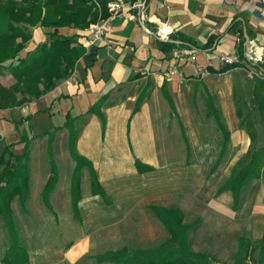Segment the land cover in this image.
<instances>
[{
  "label": "crops",
  "instance_id": "1",
  "mask_svg": "<svg viewBox=\"0 0 264 264\" xmlns=\"http://www.w3.org/2000/svg\"><path fill=\"white\" fill-rule=\"evenodd\" d=\"M120 1L124 12L111 16L110 30L95 45L87 44L89 27L60 29L61 34L77 36L85 51L75 65L73 77L58 81L48 93L56 89L58 103L64 104L65 118L69 113L81 125L77 149L93 164L103 192L92 190L89 170H84L88 181H81L76 215L70 183L71 209L82 224L77 238L67 246L62 262L91 264L95 260L97 264H121L108 261L105 255L121 250L132 255L161 246L171 236L155 211L163 207L184 214L194 251L206 252L222 264H232L238 245L235 249L234 238L243 237L248 225L254 233L248 239L259 240L264 235V205L256 187L251 184L242 193L238 205L230 191L217 193L231 174L222 178V171L218 170L227 154L218 172L211 173L218 152L208 172V176H214L212 182L216 187L199 189L200 169L197 176L192 173L209 162V156L200 151L193 139L188 141L187 150H197L194 159L175 161L166 156L163 152L169 140L159 146L157 135L162 138L166 132L158 130L156 120L164 116L167 108L183 117L173 91L182 82L183 72L194 81L198 72L194 63L181 67L183 58L189 59V55L178 58L179 51L186 50L195 55L196 61L189 59L191 62L208 70L201 83L205 94L211 93L218 101V117L210 114L218 126L220 119L229 130V150L246 147L235 163L248 151L251 138L240 128L233 80L238 69L247 71L246 64L242 61L239 66L220 71L230 65L220 58L227 55L241 60L242 51L245 60L246 32L250 40L259 42L254 48L264 56V0H146L143 20L139 9ZM161 25L172 27L168 39L157 37L156 30ZM31 28L35 30L31 42L38 38L37 43L45 42V33L49 36L52 30L42 26ZM183 37L197 47L184 44ZM179 59L183 61L179 63L178 73L171 79L165 78V71ZM21 107L27 109L25 105ZM28 113L29 110L24 115ZM166 123L163 121L160 126L166 129ZM186 124L182 128L185 126L190 132V125ZM62 133L69 136L67 127L57 132ZM138 163L147 169L139 170ZM194 183L196 188L192 187ZM239 230L243 234L239 235ZM32 261L31 257L30 264Z\"/></svg>",
  "mask_w": 264,
  "mask_h": 264
},
{
  "label": "trees",
  "instance_id": "2",
  "mask_svg": "<svg viewBox=\"0 0 264 264\" xmlns=\"http://www.w3.org/2000/svg\"><path fill=\"white\" fill-rule=\"evenodd\" d=\"M111 0H0V76L11 75L12 82L5 85L0 82V109H13L32 102L35 99L53 90L58 81L70 78L74 73L75 65L84 54V47L78 42L75 35L68 36L60 33L63 27L86 29L91 23L109 17L108 3ZM133 3L136 0H125ZM36 26L50 27L49 41L40 44L35 50L21 57V52L33 38L32 28ZM184 44L197 47L189 38L183 37ZM162 43V41H161ZM242 50V49H240ZM241 51V60H242ZM241 63L226 65L220 69L224 71ZM264 69V65H260ZM210 72L212 71L209 70ZM214 71V70H213ZM251 95L249 103L242 92L241 85L234 87V98L241 127L245 128L251 138L248 151L232 167L230 176L219 188L217 193L230 191L238 205L244 191H247L252 182L264 176V132L261 145H257L258 133L253 113L254 107L259 114V121L264 129V79L252 77ZM142 99L139 100L141 102ZM205 102L209 112L216 114V97L207 92ZM103 118V116H102ZM104 120V118H103ZM220 130L224 139L220 145L219 156L215 161L211 173L219 168L220 162L229 152V130L225 123L220 122ZM65 127L69 130L70 154L76 162L73 173L72 209L78 214V201L82 177V160L89 163V174L92 190L103 193L99 184L96 170L92 163L81 155L76 147L78 130L75 128L71 114L66 115ZM48 135V154L51 175L43 189L45 206L52 209L50 195L59 180V171L53 157L52 132ZM25 152L14 155L8 146H4L0 155V217L8 227L11 248L6 256L14 253L13 234L15 219L12 202L18 199L25 210L30 193V157L28 136H23ZM29 142V143H28ZM139 170L147 169L138 163ZM151 169V167H148ZM157 216L168 228L171 236L161 246L146 251H138L132 255L126 250L115 254H107L108 261H118L124 264H214L207 253L195 252L188 239L190 226L184 222V214L175 209L157 207ZM5 259V258H4ZM251 260L253 264H264V235L253 243L243 236L239 239L238 250L233 264H246Z\"/></svg>",
  "mask_w": 264,
  "mask_h": 264
},
{
  "label": "rangeland",
  "instance_id": "3",
  "mask_svg": "<svg viewBox=\"0 0 264 264\" xmlns=\"http://www.w3.org/2000/svg\"><path fill=\"white\" fill-rule=\"evenodd\" d=\"M31 31L33 33L35 30L32 29ZM45 34V41H49L48 33ZM37 41L38 38L32 42L30 41L28 46L21 52L20 56H27L28 52L35 50L42 44L41 42L37 43ZM201 57L202 56H199V59H201ZM183 59L184 61L179 59L176 63L177 70L188 63H194L197 66V62H191L187 58ZM199 59H197L198 62ZM182 61L184 63L180 67L179 63ZM233 63L235 62L229 64ZM260 65L261 64L255 66L264 71ZM204 69L206 76L208 70L206 68ZM6 74V76H0V82L9 85L12 82V77L7 71ZM182 74V82L178 83L177 89L173 91V97L178 100L183 117H180L178 113L167 108L164 116H160L156 120L158 123V130H164L166 134L163 133L164 137L162 138H160L158 134L157 139L159 141V146L160 143H163L164 146V141L169 140L168 144L165 145L167 149H165L164 152L162 151L166 156L168 155V157L175 158V161H183L186 159L187 162L195 157V153L197 154V150L194 151L193 149L188 152V141L193 139L195 143L198 142L200 151L207 157L209 156L210 161L205 164L203 163L200 167L198 166L192 175L194 177L197 176L198 169H200L199 173L201 176L199 177L198 188L203 190L213 189V187H216V184L212 182L214 176H208V172L220 150L224 135L214 120V116L210 114L211 112H209L205 102V88L201 83V80L205 76L198 71L197 76L193 77L197 79V81H194L192 80V76L185 75L184 72ZM233 80L234 84L241 85L242 92H244L247 101L250 103L252 99V84H250V81H252V78L249 76V73L245 69H238L233 73ZM57 96L58 92L55 89L54 92L52 91L44 97H40L25 104L27 109L22 107L14 110L0 109V155L4 146H8L10 152L14 155L24 154L25 144L27 142L23 141V136H28L30 142L28 154L31 168L30 193L25 210L20 206L18 199L12 202L16 232L13 234L14 253L7 256L6 252L11 248L10 235L5 221L0 217V264H30L31 257L33 264H63V256L67 246L71 244V241L77 238L80 232L82 222L74 216L69 197V186L70 183L71 185L73 184V173L76 162L70 154L68 134H57L58 130L65 127L63 124L66 121L64 104L63 102L58 103ZM216 106L219 109L218 101L216 102ZM28 110L29 113L24 115ZM51 110L54 112L51 113ZM250 111L253 113V118L256 122L255 129L258 133L257 145L259 146L262 143L264 129L259 121L257 110L251 107ZM163 121L167 122L166 129L160 126ZM186 123L190 125V132L187 131L185 126L182 128ZM74 125L77 130L81 128V125L77 122H74ZM240 128L246 131L245 128ZM45 130H50L54 134L52 158L55 160L59 171V180L50 195V203L54 210L45 207L42 194L45 182L48 180L49 175H51L49 154L47 151L48 135L43 133ZM245 148L246 147L239 149L230 148L225 162L218 169L222 171V178H225V176L231 173L233 164L240 155L245 152ZM80 165L83 167L81 181L83 179L85 183L88 181V174L87 172L84 174L83 171L86 169L89 170V163L82 160ZM187 176L190 177L191 174L188 172ZM252 184L256 187L257 196L263 201L264 205V176L262 179L254 180ZM189 187L190 185H188V188ZM192 187L196 188L195 183ZM249 227L248 225V228ZM248 228L247 232L244 231L245 235H243L247 238L251 236L252 233ZM241 234L243 233L239 230V235ZM237 238L238 237L234 238L235 249L236 245L239 243V239ZM251 241L255 243L257 240L251 239ZM154 248L156 247H152L151 249ZM97 252L100 251L98 250ZM217 261L220 264L223 263L218 259ZM217 261H214L211 257V262L218 264ZM91 264H97V262L93 260ZM246 264L253 263L249 260Z\"/></svg>",
  "mask_w": 264,
  "mask_h": 264
},
{
  "label": "built area",
  "instance_id": "4",
  "mask_svg": "<svg viewBox=\"0 0 264 264\" xmlns=\"http://www.w3.org/2000/svg\"><path fill=\"white\" fill-rule=\"evenodd\" d=\"M132 6L135 9H139V17L141 20L145 19V8H146V0H136L132 3ZM108 10L110 13V16L107 18L100 19L99 21L91 24L88 28V39L87 44L88 45H95L99 41L103 39V37L106 35V33L110 30V18L111 16H116L124 12L125 7L122 1L120 0H112L108 3ZM173 32V29L171 26L168 25H161L156 30V35L160 39H168L170 34ZM252 41V40H251ZM245 60H240L239 57H231L227 55H223L220 60L223 63H231V62H244L246 64V69L251 75V77L257 76L259 78H264V71L256 68V64H264V56L256 53V57H252L250 51L248 49H245ZM188 54L189 59L191 61H196L194 53H189L186 50L179 51L178 58L182 57L183 55ZM198 71L205 76V69L202 65H197ZM177 68L176 63H173L164 73L165 78H170L174 74H176ZM73 77V76H72Z\"/></svg>",
  "mask_w": 264,
  "mask_h": 264
},
{
  "label": "water",
  "instance_id": "5",
  "mask_svg": "<svg viewBox=\"0 0 264 264\" xmlns=\"http://www.w3.org/2000/svg\"><path fill=\"white\" fill-rule=\"evenodd\" d=\"M245 38H246L245 39L246 48L248 49V51H250L252 57H256L254 45L258 44L259 42L257 40H252L251 41L249 35L247 34V32H246Z\"/></svg>",
  "mask_w": 264,
  "mask_h": 264
}]
</instances>
